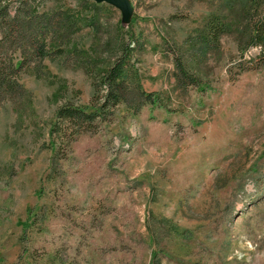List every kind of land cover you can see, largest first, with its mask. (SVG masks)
Here are the masks:
<instances>
[{
    "label": "rangeland",
    "instance_id": "rangeland-1",
    "mask_svg": "<svg viewBox=\"0 0 264 264\" xmlns=\"http://www.w3.org/2000/svg\"><path fill=\"white\" fill-rule=\"evenodd\" d=\"M27 1L72 13L77 29L0 102V264H264V51L222 36L181 87L176 48L213 0H130L128 25L105 2ZM117 40L157 101L60 119L64 102H99L94 74Z\"/></svg>",
    "mask_w": 264,
    "mask_h": 264
},
{
    "label": "trees",
    "instance_id": "trees-1",
    "mask_svg": "<svg viewBox=\"0 0 264 264\" xmlns=\"http://www.w3.org/2000/svg\"><path fill=\"white\" fill-rule=\"evenodd\" d=\"M89 2L95 6L104 3ZM10 5L8 0H0V102L20 98L24 91L17 79L20 71L33 68L38 72V62L52 51H69V37L77 29V19L63 9L38 12L27 0H18L12 10ZM209 5V11L187 39L188 47L176 48L174 76L181 87L187 82H197L200 77L195 70L205 64L208 55L220 54L222 36H231L240 51L248 45H258L264 51V0H213ZM85 21L96 29L97 13L88 14ZM117 48L114 59L94 74V84L105 89L99 102L88 105L64 102L57 108L60 119L81 125L90 123L104 106L116 102H123L133 110L141 102L157 101L154 92L140 89L135 72L130 76L132 66L128 59L133 49L130 42L117 40ZM14 51L18 53L15 58Z\"/></svg>",
    "mask_w": 264,
    "mask_h": 264
},
{
    "label": "water",
    "instance_id": "water-1",
    "mask_svg": "<svg viewBox=\"0 0 264 264\" xmlns=\"http://www.w3.org/2000/svg\"><path fill=\"white\" fill-rule=\"evenodd\" d=\"M94 2H105L117 8L120 12L119 21L121 24H127L130 21L133 6L130 0H93Z\"/></svg>",
    "mask_w": 264,
    "mask_h": 264
}]
</instances>
